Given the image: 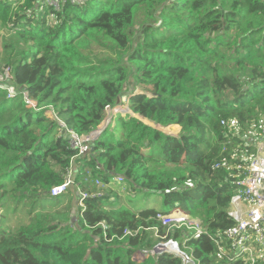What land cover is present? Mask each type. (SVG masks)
Wrapping results in <instances>:
<instances>
[{"label": "trees", "instance_id": "16d2710c", "mask_svg": "<svg viewBox=\"0 0 264 264\" xmlns=\"http://www.w3.org/2000/svg\"><path fill=\"white\" fill-rule=\"evenodd\" d=\"M0 29L10 36L0 83V264H132L134 252L169 239L187 264H244L219 256L211 237L234 225L236 175L255 153L252 129L263 127L264 0L66 1L59 11L0 0ZM126 99L131 112L111 110ZM107 113L112 121L86 154L60 133L87 135ZM68 172L66 190L51 195ZM141 193L162 194L161 207L122 202ZM175 205L211 237L164 226L158 216ZM143 264L184 262L162 252Z\"/></svg>", "mask_w": 264, "mask_h": 264}, {"label": "built area", "instance_id": "2783aa9c", "mask_svg": "<svg viewBox=\"0 0 264 264\" xmlns=\"http://www.w3.org/2000/svg\"><path fill=\"white\" fill-rule=\"evenodd\" d=\"M66 1L80 5L88 0H35V6L38 11L40 6H50L54 10L59 11L62 4ZM7 96L13 97L14 94L12 91L8 90ZM29 104L35 105L33 101H29ZM127 105L128 99L120 106L115 107L114 112L119 111L121 114L125 113L128 108ZM107 118L109 120L106 124L100 123L95 130L84 136H80L69 130H60V133L62 135L70 134L69 146L77 150L78 155L86 154L89 151V142L92 141L95 136L99 135L106 125L112 121V116H108ZM107 118L105 117L104 120ZM60 124L65 128L63 122ZM231 125L233 126V130L238 127L235 122H231ZM251 140V145L255 148V153L247 158V164L243 167V175H236L238 190L231 197L227 209V215L234 221V225L225 232L217 234L218 237H211L206 229L201 226L199 220L191 221L190 218H187L188 215L186 216L180 209H177V207H179L178 205L173 207L175 211L169 212L172 215L169 217L168 224L166 225L180 228L182 225L190 222V228H188L193 231L192 237L198 238L201 234L210 236L216 243L219 256H225L229 261L240 260L243 261L244 264H258V262L264 264V127H262L261 132L257 136H251ZM70 182L71 176L68 172L66 183L53 187L50 191L51 195H57L65 191ZM158 218L160 219V215ZM225 243L228 245L224 249L222 244ZM161 246L163 250L167 249V253L176 256L182 254L185 257V260L182 259L184 264L192 261L190 257L180 249L178 242L175 240L169 239L164 241L161 243ZM191 263H193V261Z\"/></svg>", "mask_w": 264, "mask_h": 264}, {"label": "rangeland", "instance_id": "374dc122", "mask_svg": "<svg viewBox=\"0 0 264 264\" xmlns=\"http://www.w3.org/2000/svg\"><path fill=\"white\" fill-rule=\"evenodd\" d=\"M15 1V0H13ZM93 8V5L92 4H88L85 9H92ZM144 19L143 16H139L138 19H137V24L131 28V32L133 33V36L135 37L136 40H139L140 37H141V34H142V27L140 26V22ZM0 34H4L5 35V38H2L0 37V83L4 81V79L9 76V70L8 68L5 67L4 65V58L7 54V51L4 53V44L5 42L10 38V36H8V33H6L4 30H1L0 29ZM12 42H14V46H16V43H15V40H12ZM31 44V43H29ZM138 91V90H136ZM111 110H114V108H112ZM108 112V111H107ZM48 115H51V111L47 112ZM108 117V113H107V116L106 118ZM139 117V116H138ZM141 118V117H140ZM143 119V118H141ZM109 119L107 118L106 120H103L101 122L106 124V122L108 121ZM143 121L145 123H148L149 126L153 127V128H156L166 134H172V135H177L179 133L174 131V129H171L172 133H169L167 131V128H165L164 126H159V125H156V124H153L151 123L150 121L146 120V119H143ZM114 122H112V124H114ZM224 124H228L230 126L231 123H227V122H224ZM264 127V121L261 123ZM237 125V124H236ZM112 126V125H111ZM238 126V125H237ZM158 127H162L161 129L158 128ZM168 127V126H167ZM163 129V130H162ZM232 130H233V126H232ZM252 135H249L248 137V143L251 144L252 143V140H251V136L254 137V136H257L261 131L259 130H255L252 129ZM235 135H239L240 134V127L238 126L236 129H234L232 131ZM249 134V133H247ZM253 154V153H252ZM249 156H243V160H247V158H249ZM66 178H67V175H66ZM70 178V177H69ZM116 181V184H118L120 186V184L123 183V181L121 180L120 177H117L115 179ZM91 186H98L99 184L96 182V181H91L90 182ZM116 190V188H115ZM122 195V202L124 203V205L128 208H131V207H134V208H144V207H150V206H153V207H161V203H162V199H163V195L162 194H144V193H141V194H137V196L135 198H132V203L128 202L127 198L125 197L124 194H121ZM132 196V195H130ZM127 200V201H126ZM47 209V208H46ZM177 209H180L179 207H177ZM171 212L172 211H175V208L173 209H170ZM186 216L187 218H190L191 221L193 220H198L197 218H194V217H191L188 213H186L184 210L180 209ZM170 212V211H169ZM168 214V213H167ZM167 214H162L160 215V221L161 223L165 224L164 226H167V228H172L170 227L169 225H166L168 224V221H169V217L172 215L171 213H169L168 215ZM178 226V225H177ZM190 228V222L182 225L180 228L181 229H185L186 231H190L191 229ZM175 228V227H173ZM176 229H179V228H176ZM154 231V235L157 234V230L156 229H153ZM168 231V229H167ZM192 231V230H191ZM193 232V231H192ZM164 241H160V243H158L156 246H154L155 248H157V250H155V248H153L152 250H138L136 252H134L132 255H131V262L132 264H143L144 260H146L148 257H151V256H154V255H157L159 253H162V252H167V249H164L163 250V247L161 246V243H163ZM231 251V250H230ZM179 257H181L183 260H185V257L180 254ZM191 259V258H190ZM189 259V260H190ZM191 261V260H190ZM192 262V261H191ZM190 262V263H191Z\"/></svg>", "mask_w": 264, "mask_h": 264}, {"label": "water", "instance_id": "95a60500", "mask_svg": "<svg viewBox=\"0 0 264 264\" xmlns=\"http://www.w3.org/2000/svg\"><path fill=\"white\" fill-rule=\"evenodd\" d=\"M126 112H131V111H129V109L127 108V111ZM132 114V113H131ZM135 117H138V116H136V115H134ZM141 121H143V119H141L140 117H138ZM144 122V121H143ZM145 123V122H144ZM146 124H148V123H146ZM98 136V135H97ZM97 136H95L94 137V139H96L97 138ZM155 248V247H154ZM155 250H157V248H155Z\"/></svg>", "mask_w": 264, "mask_h": 264}, {"label": "clouds", "instance_id": "9594fccd", "mask_svg": "<svg viewBox=\"0 0 264 264\" xmlns=\"http://www.w3.org/2000/svg\"><path fill=\"white\" fill-rule=\"evenodd\" d=\"M127 106H128V109H129V103H128V105H127ZM129 111H130V109H129ZM126 113H127V112H125V113H123V114H121V115H124V114H126Z\"/></svg>", "mask_w": 264, "mask_h": 264}, {"label": "bare ground", "instance_id": "6f19581e", "mask_svg": "<svg viewBox=\"0 0 264 264\" xmlns=\"http://www.w3.org/2000/svg\"><path fill=\"white\" fill-rule=\"evenodd\" d=\"M77 12V11H76ZM151 151V150H150Z\"/></svg>", "mask_w": 264, "mask_h": 264}]
</instances>
